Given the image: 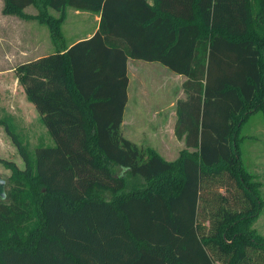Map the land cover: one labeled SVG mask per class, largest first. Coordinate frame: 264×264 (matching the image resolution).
Here are the masks:
<instances>
[{"label": "trees", "instance_id": "16d2710c", "mask_svg": "<svg viewBox=\"0 0 264 264\" xmlns=\"http://www.w3.org/2000/svg\"><path fill=\"white\" fill-rule=\"evenodd\" d=\"M2 1L22 18L34 6L57 43L67 8L99 21L15 69L53 143L29 150L0 117L22 161L0 157V264H264L251 226L262 200L237 135L264 108V0ZM128 58L184 77L175 160L121 132ZM114 167L142 185L125 191Z\"/></svg>", "mask_w": 264, "mask_h": 264}, {"label": "rangeland", "instance_id": "374dc122", "mask_svg": "<svg viewBox=\"0 0 264 264\" xmlns=\"http://www.w3.org/2000/svg\"><path fill=\"white\" fill-rule=\"evenodd\" d=\"M2 9L3 1L0 0V117H8L14 131L29 150H32L39 140H43L45 144L53 142L47 136L43 123L38 121L39 114L34 106L26 101L33 111L31 119L33 131L29 132L30 111L19 89L20 85L16 83L15 69L29 59L27 46L34 41L35 35L46 38L51 44L49 30L45 24L33 18L37 9L32 5L24 9L25 13L31 15L29 18L5 14ZM50 12L55 14L53 11ZM64 19L62 28L67 40L85 35L86 29L95 24L94 13L75 12L71 8L66 9ZM50 46L51 50L53 46ZM132 61L137 64L132 63L130 66V106L124 124V131L129 130L127 138L139 146H152L160 155L175 160L179 151L184 148L183 141L177 139L173 140L172 146L166 145L165 142L172 139L169 127L166 121L158 122L153 116L158 113V117H162L161 113L167 109L165 105L185 96L181 87L184 77L156 61L136 59ZM15 85L18 91L8 98L10 88ZM151 115L154 120H147L146 118ZM237 135L241 137L238 140V147L242 163L250 172L252 180L257 182L256 189L262 200L251 226L264 237V108L249 113ZM0 157L12 159L19 166L22 165L18 152L2 125H0ZM114 169L119 174L123 172L126 181L125 191L142 185L141 178L130 176L123 169L118 170L116 167ZM8 175L9 171L0 164V176L7 180ZM7 184L8 182L5 184L6 188Z\"/></svg>", "mask_w": 264, "mask_h": 264}, {"label": "crops", "instance_id": "0c3cea01", "mask_svg": "<svg viewBox=\"0 0 264 264\" xmlns=\"http://www.w3.org/2000/svg\"><path fill=\"white\" fill-rule=\"evenodd\" d=\"M151 2V0H149ZM75 12H79L78 10H75ZM87 12V11H86ZM90 13V12H89ZM65 20V19H64ZM63 20V22H64ZM98 21H99V16L97 14H95V24L94 25H91V27L89 29H86L87 33L83 36H79V37H76V38H73V40H67V38L65 37L64 35V32H63V28H62V25H63V22H62V25H61V30H62V39L60 40V42H54L52 41L50 35V40H51V44H49V42L47 41L46 38H43L42 36H37L35 35L34 36V41H32L28 46H27V52H28V56H29V59L27 61H32V60H36L40 57H43L47 54H50V53H53L55 52L57 49H60V52H63L64 49H66V47H68L69 45H71L72 43L80 40V39H84L86 37H89L94 31L95 29L97 28V24H98ZM53 46V48L50 50L51 46ZM65 47V48H64ZM20 52H24V50H20ZM132 60H135V59H131V58H128L127 59V75H128V86H127V102H126V105H125V109H124V112H123V119H122V122H121V132L122 134L127 138L128 137V131L125 132L124 131V124L126 122V117H127V112H128V109H129V106H130V66L132 65V63H136ZM137 64V63H136ZM141 64V63H140ZM16 83H17V80H16ZM23 97H24V100L25 102L28 101L26 100L25 98V95H24V92H23V88L20 86L19 87ZM10 95H8V98L13 94L14 95V92L16 93L18 91L16 85L13 87L10 88ZM178 99V98H177ZM177 99H174L172 102H170L169 104L165 105L164 107H167L166 111L164 113H161L162 114V117H158L159 114L158 113H155L156 115L153 116L155 117L154 119L157 120L158 122L161 120V122L163 123L164 121H166V125L169 127V131L171 132V135H172V139L171 140H168L165 142L166 145H169V146H172L173 144V140H177V138L175 137L174 135V122H175V119H176V113H175V109H174V105H175V102ZM29 103H31L33 106L34 104L30 101H28ZM27 104V107L30 111L29 113V132L31 133L33 131L32 129V116H33V111L31 109V107L28 105V103L26 102ZM35 108V106H34ZM35 110L37 111V109L35 108ZM37 113L39 114V112L37 111ZM153 115V114H152ZM149 116L148 118H146L147 120H154L153 117ZM150 117H152L150 119ZM38 118V117H37ZM41 121V117H40V114H39V118H38V121ZM42 123V121H41ZM44 125V124H43ZM46 128V127H45ZM47 130V128H46ZM147 131H145L146 133ZM48 133V131H47ZM148 133V132H147ZM31 136V134H30ZM48 137L51 138V136L47 135ZM46 134H45V137L47 138ZM52 139V138H51ZM179 141V139H178ZM53 142V141H52ZM38 143H41V144H44L46 145L43 140H39ZM37 143V144H38ZM36 145V144H35ZM34 145V146H35ZM49 145V144H47ZM148 146V145H147ZM149 147H152V146H149ZM153 148V147H152ZM155 149V148H154ZM164 149V148H163ZM165 151V150H164ZM166 152V151H165ZM170 154V153H169ZM162 157H164L163 155H161ZM165 158V157H164ZM167 159V158H165ZM170 160V159H168Z\"/></svg>", "mask_w": 264, "mask_h": 264}, {"label": "water", "instance_id": "95a60500", "mask_svg": "<svg viewBox=\"0 0 264 264\" xmlns=\"http://www.w3.org/2000/svg\"><path fill=\"white\" fill-rule=\"evenodd\" d=\"M6 179L0 176V200H5L6 190H5Z\"/></svg>", "mask_w": 264, "mask_h": 264}]
</instances>
